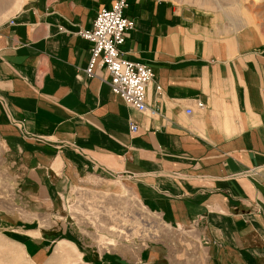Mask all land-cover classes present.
<instances>
[{
	"label": "crops",
	"instance_id": "1",
	"mask_svg": "<svg viewBox=\"0 0 264 264\" xmlns=\"http://www.w3.org/2000/svg\"><path fill=\"white\" fill-rule=\"evenodd\" d=\"M115 1L27 0L0 15V141L21 192L41 213L78 184L119 180L166 225L194 232L201 264H264V40L173 1L126 0L135 28L121 56L155 75L156 114L140 113L106 70L85 72L92 44L79 33ZM27 244L37 257L51 241ZM91 261L185 264L163 244Z\"/></svg>",
	"mask_w": 264,
	"mask_h": 264
},
{
	"label": "rangeland",
	"instance_id": "2",
	"mask_svg": "<svg viewBox=\"0 0 264 264\" xmlns=\"http://www.w3.org/2000/svg\"><path fill=\"white\" fill-rule=\"evenodd\" d=\"M26 1L0 0V15ZM168 1L209 15L230 30L250 29L264 40V0ZM15 168L0 141V264H93L98 252H138L156 244L185 264L204 262L191 229L166 225L119 180L78 184L53 211L37 213L20 190ZM41 237L51 244L47 255L36 257L27 243Z\"/></svg>",
	"mask_w": 264,
	"mask_h": 264
},
{
	"label": "built area",
	"instance_id": "3",
	"mask_svg": "<svg viewBox=\"0 0 264 264\" xmlns=\"http://www.w3.org/2000/svg\"><path fill=\"white\" fill-rule=\"evenodd\" d=\"M125 8L126 0L115 1L110 9L103 8L98 12L91 30L79 33L92 44L85 72L89 77H96L98 71L106 70L108 84L115 95L140 113L156 114L147 104V91L154 81V72L145 64L134 63L121 56L120 47L135 28V23L124 14ZM198 106L203 108L202 103ZM187 113L191 114L192 110ZM131 129L136 132L138 128L132 124Z\"/></svg>",
	"mask_w": 264,
	"mask_h": 264
}]
</instances>
